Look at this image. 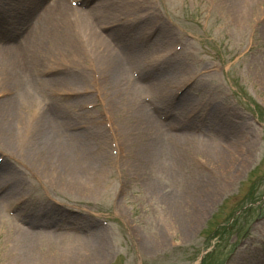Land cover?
Masks as SVG:
<instances>
[{
	"label": "rangeland",
	"instance_id": "374dc122",
	"mask_svg": "<svg viewBox=\"0 0 264 264\" xmlns=\"http://www.w3.org/2000/svg\"><path fill=\"white\" fill-rule=\"evenodd\" d=\"M175 3H178V0H166L168 6ZM220 3H222L220 0H215L214 2V13L211 18L212 23H210L208 27L211 32L216 31L215 24H223V21L228 20V16H235L239 24L247 27V31H250L251 27L246 24L256 23V26L252 27V31H254L255 34V51L251 61L254 57L257 58V60L259 59L258 64L261 65L262 70L257 73L255 70L251 69V67H249L251 64L250 61L244 68L242 67L240 71H237L239 65L237 64L236 67H234L235 61L229 58L227 54L228 48L224 49L223 58L225 62H232L231 66L227 68V77L229 83L234 89L239 91L242 99L246 101L244 104L248 108L252 106L251 103L263 106L264 24L261 25V19L264 17V0H255V3L250 5L248 21L245 19V8L241 4V0L235 2V8L238 11H243H241L239 17H236V12L231 11L227 5L223 4L220 6ZM258 5L259 8H257ZM256 9L258 10V15H256ZM11 32L15 33V31ZM222 37L223 34L220 35V39H222ZM234 37H237L236 33ZM225 40L226 39L223 41ZM104 45L108 46L107 43H104ZM114 48L116 47L114 46ZM0 53L3 57L4 54L1 51ZM15 64V72L18 78L20 66L17 59L15 60ZM111 67L112 69L110 71L113 73L116 70V66L114 64ZM4 69L5 65L3 66L0 62V76ZM116 72L117 71H115L114 74ZM112 78L110 77V80H103V86L106 87L103 90H109L106 84L109 83ZM54 81L57 83L56 80ZM18 82L19 80H17V83ZM11 85H14L13 80L7 76L0 85L1 103L6 102V104H9L7 99L14 97L13 94L9 93V91H13L10 87ZM139 89L140 92H142L144 86ZM137 101H139L137 98L133 101L134 109H138ZM195 106L196 105H189L186 111ZM202 112L204 113L205 111L202 109ZM133 114L131 113L129 117L127 116L126 125L122 126V124H120V126H122L121 133L129 137L132 136L130 138L128 137L124 143V158L122 159L121 166L126 165L127 168L121 169L118 178L115 176V182L112 179L107 180L105 176H103L102 173H105V171L101 170L102 167L99 163L93 165L96 166V168L89 167L80 172V174L83 173V175L87 173L91 178L92 184L93 181L95 182L96 185H93L94 187L92 189H85L83 185L66 187V185H68L67 182L63 185L60 181L63 175L56 170L58 169L57 162L39 160V164L37 163L35 167L33 166L34 171L39 172L44 178H48L51 185H40L32 176L31 179L37 182V184L36 188L32 191L30 199L32 196L38 201H41L43 197L49 201L57 199L66 206L78 209L79 212H77L75 216L77 224L87 225L88 222L98 221L99 218L110 220L111 217H114V214H118L122 219L127 217L133 224V228L136 229V232L138 234L141 233L138 236L139 246L142 249H137L135 251L129 247L128 235L124 234L123 230H120V228L117 229L116 223H114L116 228H114V226L107 227L109 230L99 232L100 236L102 235L104 238H107H105V240L101 238V243L104 242L105 256L102 260H100L101 257L92 258L90 264H112L113 258H116L114 264H195L194 262L198 258L203 244L208 243L209 250L211 248L210 245L217 240L215 235H218V240L213 244L214 251L206 253L200 259L199 264H217L219 260L220 262L224 260L232 262L233 260L234 262L247 263V261L252 260L248 256L250 254L252 257H262L264 251L257 250L256 246L261 244V239H264V216H262V218H257V216L264 212V155L259 156L258 159L257 156H255L256 153H254L253 156H248L242 162L245 165L238 169L236 164L240 163V154L235 153L231 155L223 151V155L228 157L222 161V163L225 162L222 166L221 163L218 164L215 161L218 160L220 156H216L215 159L207 156L210 151L208 149V144H205L204 140L209 139L212 145V151L214 150V153H216V151L221 148V138L215 135L214 139L211 140L208 134L213 127H208L205 125L204 121L197 120L191 123L192 125L196 123L204 125L205 133L209 137L201 139L200 136L189 137V135L184 133H168L167 130H170L169 125L171 123H168L166 126L159 125L152 118L148 119L150 124H152L151 126L142 131L141 128H145L147 125V119L141 120L139 124L135 125L134 131H132L129 127L135 124L136 120ZM114 116L118 120H124L122 117L118 116L117 112L114 113ZM201 116L199 118H201ZM226 125L217 128H220V131L224 132ZM149 128L153 131L154 129L157 132L159 131L158 133L154 132L157 133L156 136L159 137L157 141L164 144V146L159 149L160 152L155 149H147V146L142 143V135L148 131ZM92 134L95 136V132ZM48 135L49 137L51 136L50 133H48ZM85 137L86 134L82 135L83 140ZM200 140H202V144L197 146V143H201ZM11 141L12 145L10 146H5L4 143L0 142L5 147L14 148V140ZM100 143H103V141L101 142L100 136H95L89 144H84L82 149L76 150V158L74 159L75 168L71 169H81L80 160L82 159L84 162H88L87 160L89 157L93 155L94 152L100 150ZM189 147H191V149H189ZM263 147L264 142L255 145V150L257 149L260 154ZM29 149L30 142L28 144V150ZM61 153L62 151L57 153L56 157L58 158L61 156ZM78 155L82 156L79 161L77 159ZM160 155L165 158L162 160L159 159ZM106 157H108L107 153ZM250 158L251 161L249 163ZM29 161L31 165H33L30 159ZM203 164L209 165L213 170L219 173V176L212 175L216 178L215 180L217 183L209 182L204 183L203 186H199L198 196H201V199L200 204L196 207V212L189 214L186 223H182L184 230L180 224H177V226H174V229H171L167 221L170 216L168 213L169 210L161 205L165 202L162 196L174 195L175 193L182 194L190 181L186 175L199 174ZM82 166L85 167L84 164H82ZM10 168L13 169L12 166H10ZM94 169H98L95 174L93 171ZM65 173H67V175L71 173L78 174L74 171ZM58 176H60V178ZM194 177L195 176H193V178ZM253 177L255 178L254 181H252ZM21 181L23 182V180ZM22 182V185H26ZM187 191L188 189H186L185 193ZM28 192L31 191L29 190ZM211 194L219 198L215 203L208 198ZM186 198L189 199L190 196ZM166 199H168V196ZM50 210L55 212L57 219L61 217L72 220L73 214H70L69 211L64 212L65 209L62 207H58V209L51 208ZM121 212H123L126 217L121 214ZM10 221L11 220L1 222V224L6 227L0 230V264H73V255L78 258L83 257V254L97 252L98 247L92 245L86 247V245L81 244L79 234L67 233L64 238L60 237L61 240L59 241V245L56 246L50 244L48 241V239H53L52 236H49V233L37 234L35 231V233H28L27 235L29 238H32L33 235V239L35 238L38 240V244L45 243V247L40 249L35 245L28 244L29 247L32 246L29 249L35 250L28 255L31 261L28 260L25 262L26 260L23 259L15 260V256L19 254L12 257V255L10 256V250L14 246L13 237L17 235V228L11 225ZM216 221V227H218L219 223L221 224L219 231H215V227L214 229L212 228L213 222ZM67 223L69 222H56V224L60 225ZM205 233H208L210 238H204V235H206ZM142 235L143 238L141 239L140 236ZM253 236L254 238H251ZM3 240H5V248L2 250L1 245ZM160 241H162V243ZM70 242L71 244L68 245ZM48 249L56 254V256H47V254H45V256L40 255ZM53 249H56L57 253H55ZM232 251L233 253L230 255ZM252 253H255V255ZM91 256L93 255L88 257ZM228 256L231 258H228ZM240 256L241 258L238 259Z\"/></svg>",
	"mask_w": 264,
	"mask_h": 264
},
{
	"label": "bare ground",
	"instance_id": "6f19581e",
	"mask_svg": "<svg viewBox=\"0 0 264 264\" xmlns=\"http://www.w3.org/2000/svg\"><path fill=\"white\" fill-rule=\"evenodd\" d=\"M229 2V7L233 10H235L236 8V1L237 0H226ZM25 2V0H24ZM225 0H223L221 4H224ZM63 11V10H61ZM69 22L71 23V26L73 28L75 27H84V23L83 21L79 22V18H78V22H77V18L75 16H72L71 20H69ZM73 24V25H72ZM92 34H98L96 31H94L93 29H91ZM58 34V33H57ZM119 35V33H117ZM58 36H61L60 34H58ZM58 36H57V44L58 42ZM52 38V37H51ZM95 37L93 36V39ZM98 54V58L99 61H101L103 63V65L105 67H107L102 74H105L106 76H108V74L111 73L110 69L112 68L111 66H113V62L116 59L115 55L111 53V51H109V46H103L100 50L97 51ZM115 63V62H114ZM8 70V68H6ZM15 70H11L9 73L10 76H12L14 74ZM20 98V96H19ZM9 103V106L7 107V109L5 110L6 112L4 113L3 117L6 119V125L8 127V131L7 133L8 135V139L10 138V135H14L17 132V128H16V124L18 122V118H20L23 114L24 111L23 108L20 106L18 99L14 96L13 98L7 99ZM37 128H35V132L34 134L32 133V137L30 138V152L29 154L34 158V155H36L37 159L38 156L40 157H51V153H53L54 150V146L48 144V139H49V135H48V131L47 130H40L38 128V130H36ZM76 134H80V133H76ZM75 138V136H73ZM159 137L157 136L155 138L158 139ZM142 140H147L148 142L152 141V134H148L146 137H142ZM229 142V141H228ZM157 146H164V144L156 141L153 144H149V148L150 149H155ZM223 151L225 150H220L219 153L217 155H212L210 156V158L215 159L216 156H220L218 158V160H215L218 164L221 163V165L224 163H222V161H224L226 159V157L223 155ZM236 151V140L234 139V141H232V143L229 142V149L228 151H225L226 153H230L231 155H234ZM65 164L68 162V158L66 157H61ZM222 165V166H223ZM237 168L240 169L242 168V166H244L243 163H237L236 164ZM62 172V171H60ZM75 175V176H74ZM200 177V178H198ZM196 181H194L193 183H191V186L188 187V191L185 193V191H183V193H178L176 195H174V197L170 195H164V196H168V199H166V197L162 196L163 200L165 202H161L160 204L162 206H165L166 208H168V213L170 214V216L168 217L167 221H168V225L171 229H174V226H177V224H180L184 230V226L182 223H186L187 217L189 214H193L196 212V207L197 205L200 204V197L198 196V192H199V186L198 184L201 181V178L205 179L207 182H211V183H217L216 180L214 178H212L209 175H197L196 177ZM62 182V184L64 185L66 182L68 185L66 186H79V185H83L85 188L87 189H92L94 186L92 185L91 181L89 178H85L84 176H78L74 173H71L69 175H65L64 181H62V179L60 180ZM3 193V195H2ZM0 195V202H5L9 200V195L5 192H2ZM167 193V192H166ZM187 196L191 197V202L188 198H186ZM209 200H211L212 202H216L219 198L215 195H209ZM166 211V210H165ZM33 233L29 228H23L21 229L20 233L14 237V242H16L14 244L15 249H17V251L13 252L11 251V255L12 257L15 256V260H26L25 262H27L29 259L28 255L29 253L34 252V249H29L31 247H29V245H36L35 240L29 238V236L27 234ZM57 238L63 237L65 236V234H55L54 235ZM80 239H82V237H80ZM65 242V241H64ZM72 242V241H71ZM68 243V245L71 244ZM162 243V241H160ZM53 245H56L54 243L56 242H52ZM98 243V242H97ZM96 243V244H97ZM29 244V245H28ZM95 244V245H96ZM99 244V243H98ZM104 243H102L103 245ZM57 245H59V243H57ZM56 245V246H57ZM94 245V246H95ZM101 246H98L97 248V255H101L102 254V248H100ZM40 254V253H39ZM45 254H51V252L48 250H45L43 253H41L40 255L45 256ZM53 254V253H52ZM74 257L72 259L73 260V264H90L91 261V257H87V256H83V257H78L76 258L75 255H73ZM96 256V255H95ZM31 261V260H30Z\"/></svg>",
	"mask_w": 264,
	"mask_h": 264
}]
</instances>
